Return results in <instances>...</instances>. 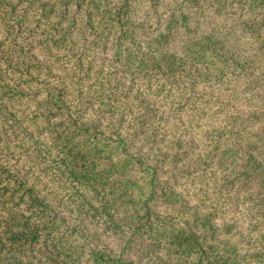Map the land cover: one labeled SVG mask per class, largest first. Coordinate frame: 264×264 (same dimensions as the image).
I'll use <instances>...</instances> for the list:
<instances>
[{"label":"trees","instance_id":"obj_1","mask_svg":"<svg viewBox=\"0 0 264 264\" xmlns=\"http://www.w3.org/2000/svg\"><path fill=\"white\" fill-rule=\"evenodd\" d=\"M140 2L41 5L45 12L39 16L51 12L55 21L39 34L67 45L60 63L73 62L47 78L35 75L44 72L38 61L13 58L5 43L10 41L0 35L3 98L17 114L19 93L5 78L11 71L29 75V66H35L30 81L41 91L30 95L41 97L27 129L36 138L47 133L49 140V156L39 162L46 160L52 176L83 189L79 197L68 192L67 199L76 203L72 225L63 212L67 206L60 210L54 201L50 178L23 172L16 164L20 156L0 136V212L8 217L0 218L5 232L0 252L37 251L43 264H144L152 253L159 254L158 264H264V108L237 111L220 96L227 89L250 87L252 70L210 34L185 37L172 49L171 34L176 25L186 24L185 14L159 30L161 15L154 10V16L136 19ZM19 3L0 0V25ZM57 3L59 10L52 6ZM229 3L259 44L256 75L264 78V0ZM99 47L111 51L109 71L95 64L93 55L87 57ZM160 102L169 105L170 114L164 115ZM194 131L211 145L201 160L206 171L230 168L232 192L256 209L247 231L228 219L237 205L233 200L231 210L224 209L225 187L189 189L195 182L194 177L186 181L196 154ZM93 216L108 217L105 227L115 231L120 246L101 244L100 219L90 225ZM0 264L20 263L0 253Z\"/></svg>","mask_w":264,"mask_h":264},{"label":"rangeland","instance_id":"obj_2","mask_svg":"<svg viewBox=\"0 0 264 264\" xmlns=\"http://www.w3.org/2000/svg\"><path fill=\"white\" fill-rule=\"evenodd\" d=\"M10 4H15L19 1V5L15 6V10H10V14L7 16V20L3 25H0V35L5 38L7 47L10 48L11 55L17 57L16 60L20 62H35L38 61L44 72L35 74V66L32 64L29 66V75L25 72L11 71L5 78V82L13 85L17 88L19 93L15 95L14 102L18 106V113L7 104L6 99L3 98L2 90L0 88V136L3 142L9 144V148L15 157L19 155V160L16 161L18 167L25 172L29 177L34 178L35 172H39V177L49 179V185L56 188L57 197L54 201L57 204L58 209H63L65 213V219L75 224V205L72 200H68V192L70 189L74 190V194L81 196L83 189L75 187L73 182L64 178H58L52 176L50 171L45 170L48 162L45 160V165L39 162L41 156L45 159L49 156L47 147V133L41 134L39 138L32 136V133L28 131L27 124L30 123V119H34L36 101H39L41 96L33 98L30 94L34 91H41L40 87L35 82L30 81V77L39 75L41 78H47L48 75H59V71L62 67H71L73 62L68 61L60 63L61 56L66 55L68 46L57 44L54 40H43L39 31L45 25L52 24L55 20L51 19L52 14L40 17L39 14L44 13V10H40V6L44 3H51L53 0H8ZM53 8L59 10L60 4H52ZM3 10L8 6L2 7ZM10 9V6H9ZM155 12L161 15V22H159L160 29H164L167 26L171 18H178L183 20L186 18V24H178L172 32L173 36V48L177 49L178 45H181L185 41V37H197L203 34H210L216 41H220L224 44L225 48L238 56L241 61H246L252 70V74L248 76L247 82L250 87L243 85L242 89L231 91L225 90L220 95L222 99L237 109V111H248L264 108V78L256 75L258 66L256 60V53L259 50V44L254 40L252 35L243 26L240 18L237 16V9L230 7L229 0H141L136 7V19H142L146 15L151 17ZM44 11V12H43ZM181 13L185 14L184 18H181ZM20 15L22 17L20 18ZM74 34H77L75 32ZM147 34V33H145ZM93 55L94 62L97 65L102 66L104 71H109V67L113 64L111 57V51H101V47L96 50L91 49L87 52V57ZM63 58V57H62ZM64 59V58H63ZM62 59V60H63ZM27 89H26V88ZM29 87H31L29 89ZM11 95L15 93L14 90L9 92ZM228 102V103H229ZM162 105L160 110L164 112V115L170 114L171 110L168 104L160 102ZM91 110V109H89ZM91 115L94 116L97 113L96 110L91 111ZM192 143L195 145V155L192 157V163L190 164V176L186 178V181L190 180V177L195 178L194 185L189 189H196L199 187L204 188V185H209L210 188H223L224 193L220 196V202L223 204L225 210H231L230 205L232 201L236 202L237 210L231 212L227 217L233 221L236 225L239 224V229L242 232L250 229L247 226L248 221L252 222L255 217L256 209H249V205L242 203L237 192L233 193L232 190L236 189L230 186L228 182L231 178L229 169L217 168L211 173H208L201 163L202 157H204L210 150L208 141L200 136L199 131L192 133ZM5 147V146H3ZM154 151V149H152ZM53 152V150L51 151ZM39 159V160H37ZM35 161L29 170V165ZM59 180V181H58ZM47 184V183H46ZM48 187V185L46 186ZM74 187V188H73ZM236 191V190H235ZM59 200L64 201L63 204L59 203ZM159 209V208H158ZM0 218L7 219L0 212ZM108 218V217H105ZM103 217H91V224L100 219L99 229H102L99 233V237L102 241V245L120 246L116 238V233L113 229L107 230L105 225H109ZM229 220V221H230ZM108 226V228H109ZM91 231V226H90ZM97 230V231H98ZM253 236V233H251ZM5 232L0 228V242L3 240ZM144 248L140 247V254H144ZM1 256L12 262L15 261L20 264H43L41 253L35 251L30 253L29 251L13 252L7 249H3ZM142 262L144 264H158L159 254L152 253L147 254Z\"/></svg>","mask_w":264,"mask_h":264}]
</instances>
